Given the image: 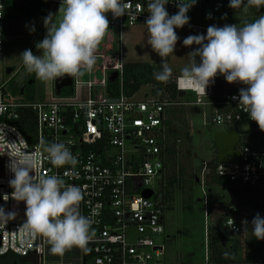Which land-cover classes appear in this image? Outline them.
<instances>
[{
	"label": "built area",
	"instance_id": "obj_1",
	"mask_svg": "<svg viewBox=\"0 0 264 264\" xmlns=\"http://www.w3.org/2000/svg\"><path fill=\"white\" fill-rule=\"evenodd\" d=\"M8 1L0 0V62L5 52L4 13ZM20 1L44 5L46 16L50 12L62 14L64 7L62 0ZM125 2H129L125 15L113 18L110 12L105 14L109 30L118 38H122L127 29L147 27V5L151 0ZM165 7L169 15L175 14L177 0H169ZM222 10L221 2L208 0L202 5L204 25L196 26L192 7L186 13L189 23L180 29L202 34L216 16H221ZM258 11L259 18L264 15V5L259 6ZM209 13L210 19L207 18ZM96 56L102 61L99 80L90 74L86 82L80 81L78 76L71 77V97L56 96L51 91L47 101H22L10 89L15 74L6 75V67L0 74V206L6 213L16 214L8 221H0V257L14 255L23 259L24 264H166L164 246L160 242V238L164 240L163 214L168 206L164 188L170 142L165 121L166 112L179 104L150 93L142 99L126 96L121 82V56H117L111 66H106L103 54ZM112 73L117 74L115 81L119 83L116 97L109 96L107 90L108 77ZM173 83L177 92L194 95L195 106L208 110V121L213 127H227L226 131L234 129L239 136L235 147L236 162L217 164L212 171L205 165L202 176L206 179L213 175L236 187L264 189V131L249 118L238 99H232L238 94H223V106L217 107L211 103V85L204 93L180 77ZM26 114L32 116V142L20 131ZM21 137L26 145L13 144ZM44 141L65 143L78 163L74 167L51 165L41 150ZM21 148L37 153L40 174L56 175L66 186L80 188L83 194L80 214L93 221L94 229L87 251L73 247L62 256L50 254L47 240L33 236L24 225L25 204L11 195L13 189L8 181L12 173L7 166V153L14 154ZM145 191L151 192L148 199L142 196ZM20 211L23 217H18ZM222 229L230 235L239 233L231 217L223 220Z\"/></svg>",
	"mask_w": 264,
	"mask_h": 264
},
{
	"label": "clouds",
	"instance_id": "obj_2",
	"mask_svg": "<svg viewBox=\"0 0 264 264\" xmlns=\"http://www.w3.org/2000/svg\"><path fill=\"white\" fill-rule=\"evenodd\" d=\"M62 17L57 21L51 12L43 18L47 29L45 37L36 44L40 55L25 49L19 56L25 70L34 73L42 81L74 77L91 71L96 64V52L108 27L106 13L113 18L125 15L129 2L125 0H62ZM169 0H151L147 5L149 16L147 44L166 58L173 54L178 36L174 29L189 23L186 14L197 0H177L178 11L169 15L165 5ZM264 5V0H229V7L239 9ZM211 18V14H207ZM35 31L33 25L30 29ZM184 46L197 45L188 54V64L180 70V78L195 84L205 93L217 75L228 83L247 85L239 90L233 100L243 105L249 118L264 131V15L241 26L215 24L206 29V35H189L183 39ZM198 58V59H197ZM172 69L161 63V70L154 72L158 82H167ZM15 145H26L21 137ZM41 150L50 164L59 168L75 166L78 161L63 142H42ZM8 169L12 178L8 181L13 189L11 195L25 204L24 225L33 236L45 238L49 252L63 255L73 247L87 251L94 237L93 221L80 214L79 205L83 194L75 185H65L56 175L39 173L40 159L37 153L23 148L8 154ZM16 214L5 212L0 206V221H8ZM247 230V228L245 229ZM251 233L257 240H264V217L257 213L251 221ZM227 256L228 253H225Z\"/></svg>",
	"mask_w": 264,
	"mask_h": 264
},
{
	"label": "rangeland",
	"instance_id": "obj_3",
	"mask_svg": "<svg viewBox=\"0 0 264 264\" xmlns=\"http://www.w3.org/2000/svg\"><path fill=\"white\" fill-rule=\"evenodd\" d=\"M194 21L196 26L204 25L202 15L201 0L193 6ZM58 21L62 14L57 12L53 14ZM35 26V31L29 29ZM178 36L173 54L166 58H161L156 54L151 46L147 44V27H133L127 29L123 37L119 40L113 30H107L104 39L98 46L96 55L103 54L106 66L115 64L117 56L120 57V64H149L161 66L162 62L167 63L172 69L170 80L173 82L180 77V70L188 64V54L192 52L197 45L184 46L182 41L189 35L201 34L195 30L174 29ZM47 29L42 22L37 19H29L21 15L14 16L7 23L5 34V52L2 62H0V74L4 68L13 69L16 73L15 79L18 84L21 80L32 78L34 84L31 89L24 93L20 100L27 101L31 97L35 101H47L54 94L53 80L42 81L34 73L25 70L22 59L19 56L25 49H31L33 54L40 55L41 50L36 48L46 35ZM202 35V34H201ZM198 59V58H197ZM102 61L97 58L96 64L91 71H84L78 75L80 81L86 82L89 75L99 80V68ZM15 87V86H14ZM247 87L243 85L242 88ZM13 90V83L10 85ZM226 89L236 91L234 86H228ZM67 90V89H64ZM62 90V91H64ZM150 87H143L134 97L142 99L148 96ZM183 97L194 95L190 93L182 94ZM179 100V97H178ZM181 101V100H180ZM187 127L188 138L184 143L182 156L176 159L173 173L177 175L182 173L183 180L192 181V199L190 209H183V199L179 189H175L172 201V209L163 214L164 240L160 238L165 250L166 264H209V242L208 234L211 225L217 220H223L225 217L232 216L236 223H241V210L238 207V199L234 192L226 188H218L205 185L206 179L201 172L212 157V136L222 127H213L208 121V112L205 108L187 105ZM186 121V123H187ZM247 131V127L243 128ZM231 217V218H232ZM232 237V236H231ZM230 239L218 244V250L230 253L232 243ZM159 241V239H158ZM239 241H243V235H239ZM238 256V254H237ZM236 257V256H235Z\"/></svg>",
	"mask_w": 264,
	"mask_h": 264
},
{
	"label": "trees",
	"instance_id": "obj_4",
	"mask_svg": "<svg viewBox=\"0 0 264 264\" xmlns=\"http://www.w3.org/2000/svg\"><path fill=\"white\" fill-rule=\"evenodd\" d=\"M221 2L223 10L221 16H216L215 20L210 24H215L218 27H222L225 24H235L241 26L245 22H251L258 18V7L249 6L241 7L239 9H232L229 5V0H211ZM204 6V1L202 2ZM6 11L4 13L5 34L8 21L14 16L21 15L29 19H37L43 23V18L46 17V7L42 4L24 2L20 0H9L7 3ZM244 16V18L242 17ZM202 35H206L203 32ZM6 46V44H5ZM161 66H153L149 64H123L122 66V89L126 96L131 97L136 95L143 87H150V94L156 98L170 99L171 102L179 104L173 106L166 112L165 126L169 130V142L167 159L165 162L166 167V186L164 188V199L167 206V211L172 209V201L175 189H179L183 199V209H190L192 199V181L191 179L183 180L182 173L177 175L173 173L175 169L176 159L181 155L183 151L184 143L188 138V132L186 131L187 123L185 118V111L183 106L178 102V94L175 90L174 83L169 79L167 82H158L154 79L153 73L160 71ZM30 80H33L30 78ZM211 103L213 106L222 107V96L225 93H235L226 89L228 86H234L235 89L242 87L241 83H228L224 77L217 75L214 79V83H211ZM119 83L117 81L108 82L107 90L108 95L116 97L118 95ZM17 96L18 92H16ZM73 95L72 88L61 91L60 96L71 97ZM20 97V96H19ZM22 98V97H21ZM30 97L27 102H32ZM24 118V124L20 131L26 137L28 142H32L31 131L33 128L32 116L27 115ZM210 124V123H209ZM211 125V124H210ZM212 126V125H211ZM225 127L222 131H226ZM212 157L206 164V168L212 171L217 167L216 152L212 145ZM205 185L214 186L218 188H226L227 190L234 192L238 199V207L241 210V223L237 220V226L239 233L236 235H230L226 230L222 229V221L217 220L214 225L209 228L208 242H209V264H239V263H264V240H257L251 233V221L253 217L259 213L264 217V189H249L236 187L235 185L228 184L224 179L218 178L213 175H209L206 178ZM232 217V216H228ZM233 218V217H232ZM234 219V218H233ZM235 220V219H234ZM247 228V230H245ZM243 235V241H239V235ZM232 236V237H231ZM229 240L232 243L229 251L234 257L231 259L229 253L226 256L225 253L218 250V244L222 241ZM238 254V256H237ZM236 256V257H235ZM0 264H24V260L14 255H6L0 257Z\"/></svg>",
	"mask_w": 264,
	"mask_h": 264
},
{
	"label": "water",
	"instance_id": "obj_5",
	"mask_svg": "<svg viewBox=\"0 0 264 264\" xmlns=\"http://www.w3.org/2000/svg\"><path fill=\"white\" fill-rule=\"evenodd\" d=\"M208 0H204V3L207 4ZM11 69L7 68L5 70V74L9 75L11 73ZM117 78L116 73H112L108 77L109 82L115 81ZM30 84V83H28ZM72 87V78L69 76H65L62 78H57L53 80V90L56 96H59L61 91L64 89H71ZM22 94V90L20 95ZM239 141V136L236 130L231 129L228 131L215 132L212 136V143L214 150L216 152V162L217 164H233L236 162L238 157V153L236 151V145ZM151 195V192L145 191L142 193V196L145 199H148ZM22 207V206H21ZM18 217H23L22 211L18 214Z\"/></svg>",
	"mask_w": 264,
	"mask_h": 264
},
{
	"label": "flooded vegetation",
	"instance_id": "obj_6",
	"mask_svg": "<svg viewBox=\"0 0 264 264\" xmlns=\"http://www.w3.org/2000/svg\"><path fill=\"white\" fill-rule=\"evenodd\" d=\"M11 70L12 71H11L10 75L13 73L16 75V73L13 71V69H11ZM28 83H30V84H28ZM33 84H34V80H30V78L23 80V81L21 80L20 84H18L16 79H15V76H14V78H13V92L14 93L18 92V95L20 97H22L25 92H27L28 90L31 89V86ZM21 90H22V94L20 95Z\"/></svg>",
	"mask_w": 264,
	"mask_h": 264
},
{
	"label": "crops",
	"instance_id": "obj_7",
	"mask_svg": "<svg viewBox=\"0 0 264 264\" xmlns=\"http://www.w3.org/2000/svg\"><path fill=\"white\" fill-rule=\"evenodd\" d=\"M242 17L244 18V16L242 15ZM121 38H119V40H120ZM242 87H240V88H237L236 89V91H235V93L236 94H239V90L241 89ZM185 93H189V92H185ZM185 93H179L178 94V97H179V100H178V98H177V100H178V102L183 106V109H184V111H185V118H186V121H187V116H186V111H187V105H190V106H193L194 105V101L193 102H191L192 101V96H186V97H183L182 96V94H185ZM190 94H192V93H190ZM193 95V94H192ZM181 100V101H180ZM195 106V105H194ZM196 107H198V106H196ZM200 108H202V107H200ZM207 112H208V110H207ZM187 124H188V121H187ZM216 132H221V130H218V131H216Z\"/></svg>",
	"mask_w": 264,
	"mask_h": 264
}]
</instances>
